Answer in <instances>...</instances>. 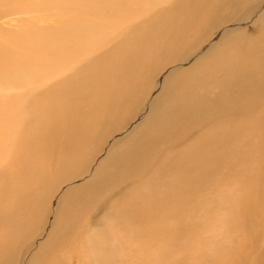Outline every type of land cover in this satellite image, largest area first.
Listing matches in <instances>:
<instances>
[{"label":"bare ground","instance_id":"6f19581e","mask_svg":"<svg viewBox=\"0 0 264 264\" xmlns=\"http://www.w3.org/2000/svg\"><path fill=\"white\" fill-rule=\"evenodd\" d=\"M261 207L264 0H0V264L102 224L74 264H204ZM248 232L207 264H264Z\"/></svg>","mask_w":264,"mask_h":264},{"label":"rangeland","instance_id":"374dc122","mask_svg":"<svg viewBox=\"0 0 264 264\" xmlns=\"http://www.w3.org/2000/svg\"><path fill=\"white\" fill-rule=\"evenodd\" d=\"M157 80V81H156ZM162 79H161V77H157V78H155L154 80H153V85H155V86H157V87H161V85H162ZM150 102V97H149V99H148V97L147 98H145V103L146 104H148ZM98 161V160H97ZM97 161H95L94 163H93V167L95 168L96 167V162ZM91 173V172H90ZM77 181V186L79 185H82V184H84V183H86V182H88L89 181V178H86L85 180H83V178H81V179H78V180H76ZM63 191H60V193H57V195L55 196V199H54V203H53V207H55V201L57 202L58 201V197L61 195V193H62ZM254 204L252 203V201H250V200H248V201H242V202H240L239 203V212L240 213H242V211L243 210H245V208L246 207H249V206H253ZM256 205H254L252 208H254V210H256ZM101 208V207H100ZM100 208H94L93 209V211L92 212H90V213H93V212H95V214H88V219H89V221H90V219H91V216L92 217H94V216H99V218L97 217L96 218V220H100L101 221V219H103V216L101 215V212H98V210L100 209ZM261 211L264 213V208H262L261 207ZM104 212V211H103ZM91 215V216H90ZM215 220H216V218H214ZM214 219H213V221H214ZM262 219H264L261 215H259V214H256V216H254V215H250V217L249 218H242V217H240V219L238 218H235L234 220H233V223H234V227L233 228H231L230 227V222L228 221V218H227V220H226V222H225V225L224 226H221V229L219 228V229H211V228H207V230L206 231H203V232H201L200 233V236H201V243H200V248L202 249V250H204V258L202 259V260H199V259H197V262L198 261H200V262H202V263H204V264H207V262H208V259H207V256H206V251H208V250H212V248H223V249H225V250H227L228 248H241V247H244V248H246V246L248 245V243H249V241H250V239H251V236H250V234H249V232L248 231H250L251 232V229H252V225H253V223L255 222V220H262ZM104 227H105V225H100V226H98V227H93V226H88L87 228H85V226H84V228L86 229H84L83 228V230L82 231H80V232H74V234H72L73 236H71L72 238V240H71V243L69 244V241H66V242H63V243H65L63 246H65V247H67V248H63L58 254H53V256H54V258H53V262L51 261L52 259L50 258V256H48V258H46L47 260H45V262L47 263V264H54V262L55 261H57L58 263L57 264H60L59 263V258H63L64 257V259H63V261L64 260H66L69 264H74L73 263V261H72V259H74V258H72V253H73V251L75 252V254H74V257L76 258V259H79L78 257V255H76V248H80V247H82V244H81V239L84 237V236H87V237H90V236H92L91 235V230H93V231H97L98 229L99 230H103L104 229ZM241 228H245L246 230H247V232H246V234L244 235V233L240 230ZM85 230V231H84ZM123 235V232H121V234H120V236H122ZM43 243L42 244H44L45 242H48V240H49V238L50 237H47V233H46V235L44 234L43 235ZM46 237V238H45ZM211 238H213L214 239V242L212 243V244H210L212 247L210 248L209 246L210 245H208L210 242H209V239H211ZM50 239H52V242L54 241L53 240V237L52 238H50ZM58 239V240H57ZM69 239V238H68ZM76 239V240H75ZM64 239H62V238H60L59 237V235H57V238H56V241L57 242H54L53 244H52V246H55V245H60L61 243V241H63ZM75 240V241H74ZM218 240V241H217ZM40 243V242H39ZM193 243H199V242H197V241H195V242H193ZM85 245L86 244H84V247H85ZM246 245V246H245ZM264 246V232L262 233V235H261V238H260V241H259V248H262ZM71 247V248H70ZM76 247V248H75ZM83 247V248H84ZM39 250V246H37V245H35L34 247H33V249H32V251L33 252H31L30 253V255L28 256V259H31V258H35V257H37V254H38V251ZM63 253V257L61 256V254ZM137 254L138 255H140L139 254V251L137 252ZM44 255H47V254H44ZM68 255V256H67ZM133 255V254H132ZM78 256V257H77ZM71 257V258H70ZM132 258V257H131ZM42 262H44L43 260H41V262H39L38 264H46L45 262L44 263H42ZM71 262V263H70ZM74 262H75V260H74ZM143 264H151V263H146V262H144Z\"/></svg>","mask_w":264,"mask_h":264}]
</instances>
